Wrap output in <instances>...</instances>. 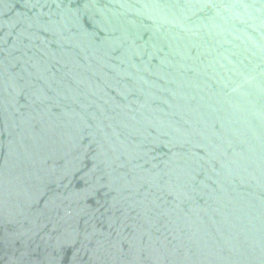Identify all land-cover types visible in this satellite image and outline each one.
Wrapping results in <instances>:
<instances>
[{
	"label": "water",
	"instance_id": "1",
	"mask_svg": "<svg viewBox=\"0 0 264 264\" xmlns=\"http://www.w3.org/2000/svg\"><path fill=\"white\" fill-rule=\"evenodd\" d=\"M0 264H264V0H0Z\"/></svg>",
	"mask_w": 264,
	"mask_h": 264
}]
</instances>
